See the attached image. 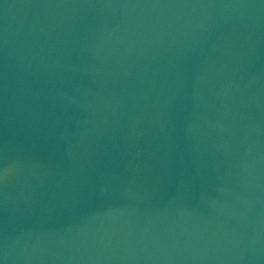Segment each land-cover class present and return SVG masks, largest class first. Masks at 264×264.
Wrapping results in <instances>:
<instances>
[{"label": "water", "instance_id": "95a60500", "mask_svg": "<svg viewBox=\"0 0 264 264\" xmlns=\"http://www.w3.org/2000/svg\"><path fill=\"white\" fill-rule=\"evenodd\" d=\"M0 264H264V0H0Z\"/></svg>", "mask_w": 264, "mask_h": 264}]
</instances>
